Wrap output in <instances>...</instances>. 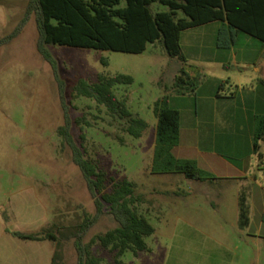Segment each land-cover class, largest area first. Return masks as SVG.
Listing matches in <instances>:
<instances>
[{
    "label": "rangeland",
    "instance_id": "rangeland-1",
    "mask_svg": "<svg viewBox=\"0 0 264 264\" xmlns=\"http://www.w3.org/2000/svg\"><path fill=\"white\" fill-rule=\"evenodd\" d=\"M29 1L0 0V39L21 25ZM152 9L168 10L159 4ZM220 27L214 22L183 32L187 64L169 57L161 44H150L142 54L48 45L55 68L38 50L35 14L17 38L0 47V264H78L81 225L97 211L72 148L59 133L68 120L73 143L107 173L108 189L112 178L133 181L143 199L136 207L156 228L146 238L151 252L136 257L129 251L117 257L96 240L118 226L107 210L82 237L102 264H237V258L228 261L225 251L234 252L236 245L247 247L245 252L252 257L244 264H264L260 208L249 214L250 228L242 234L240 213L213 207L214 191L225 184L210 183L194 190L197 182L183 174L151 173L157 126L154 107L168 94L170 106L182 115L185 150H176L177 156L195 160L215 178L233 173L229 163L247 168L253 179L239 183V197L246 196L247 204L251 193L258 205L264 200V165L252 147L253 117L264 114V84L252 80L258 75L256 66L263 69L264 78V43L241 33L234 48H219ZM183 65L193 77L203 74L196 96L172 91ZM100 74L134 77L132 85H118L115 92L149 123L142 138L128 134L126 121L111 115L105 106L74 93L77 80L95 82ZM61 83L66 86L67 109ZM9 231L52 233L57 240H22ZM250 235L261 236L262 245L246 243L245 239L252 240Z\"/></svg>",
    "mask_w": 264,
    "mask_h": 264
},
{
    "label": "trees",
    "instance_id": "trees-1",
    "mask_svg": "<svg viewBox=\"0 0 264 264\" xmlns=\"http://www.w3.org/2000/svg\"><path fill=\"white\" fill-rule=\"evenodd\" d=\"M154 4L165 6L168 10L154 12ZM31 14L36 15L39 30L38 50L55 68L56 60L48 45L142 54L150 44H161L169 57L187 63L182 54L183 32L214 22L221 24L217 33L219 48H234L241 33L264 43V0H30L21 25L12 35L0 39V47L20 35ZM102 61L105 66L108 65L106 60ZM186 67L183 65L180 69L172 91L178 96H196L203 74L193 77ZM261 82L264 84V80ZM133 83L134 77L131 75L100 74L95 82L77 80L73 91L79 96L94 99L105 106L111 115L125 120V131L140 139L149 128V123L135 115L129 109L128 100L121 99L115 92L116 86ZM60 89L67 109L65 84L61 83ZM154 113L157 126L151 172L178 173L197 181L215 179V176L202 169L195 160L176 155L175 150L181 141L182 115L179 110L170 106L168 94L156 102ZM59 133L72 148L73 160L87 182L97 211L94 217H87L81 225L79 239L76 241L78 264H102L101 258L90 251L82 237L107 210L118 226L96 238L102 248L110 250L117 257L124 256L129 251L136 257L142 252H151L146 238L153 236L156 228L136 207L143 200L137 194L136 184L127 178H112L111 189H108L107 173L93 161L86 159L81 148L73 143L69 120L60 128ZM252 137L253 153L259 155L261 164L264 165V114L253 117ZM249 214L247 197L242 196V227L249 224ZM9 233L22 240H57L52 233ZM116 264L123 263L118 261Z\"/></svg>",
    "mask_w": 264,
    "mask_h": 264
},
{
    "label": "crops",
    "instance_id": "crops-1",
    "mask_svg": "<svg viewBox=\"0 0 264 264\" xmlns=\"http://www.w3.org/2000/svg\"><path fill=\"white\" fill-rule=\"evenodd\" d=\"M158 11H161V10H158ZM215 61H217V60H215ZM225 68H228V67L226 66ZM233 69L235 71L240 70L241 72H244V68H242V67H233ZM262 70H263L262 68L256 66L255 67V73L258 74L259 76L258 75L252 76V80H254V81L264 80V78H262V76H260ZM182 135H183V130H182V122H181V141H180V146L177 147V149H176L177 151L180 150L181 152L185 150L181 146ZM252 140H253V138H252ZM260 145H262V144L260 143ZM252 147L254 148V141L252 143ZM176 150H175V153L177 155ZM178 157L182 158L181 156H178ZM220 164H222V163L219 162V165ZM227 166L233 171V173L230 172V174H220V175H217L215 179L208 180V181L194 180L197 182L196 183L197 185H195V187L193 189L194 190H196V189L202 190L203 186H208L207 184H210V183L215 184V185H218L220 183L225 184L224 187L220 186V187H218L217 190L214 191L213 207L216 211L222 210L224 213L234 212V213L239 214L240 213V199H239L240 197H239V192H238V186L240 184L242 185L243 181H248L249 179L251 180V179H253V177L250 173V170H248L247 168L240 169L237 165H235L233 163H229V165H227ZM189 180H191V179H189ZM252 185L255 186V183ZM244 188H245V186H244ZM232 189H234V190L232 191ZM183 194H185V193H183ZM251 195H252V193H251ZM251 195L249 196V201H248L250 213H252L255 210V208H260L264 214V200L260 205H258L254 199V196L253 195L251 196ZM263 199H264V192H263ZM146 217L149 220H151L150 217H148V216H146ZM263 223H264V221H263ZM250 225L251 224L249 223L248 226L241 228V223H238V228L241 230V233L243 234L245 231L249 230ZM250 238H252V240L245 239V242L246 243H248V242L254 243L255 242L257 245H262L260 243V242H262L261 236L250 235ZM246 249H247V247L242 248V246H238V245L235 246L234 252H231V251L226 249L225 251L228 252V254H226L228 257V261L233 263V262H235V260L237 258L239 260V262H237V264L238 263H240V264L248 263V261H250V259H252V257L248 256V254L245 252ZM237 252H239L240 254H237ZM233 264H235V263H233Z\"/></svg>",
    "mask_w": 264,
    "mask_h": 264
}]
</instances>
